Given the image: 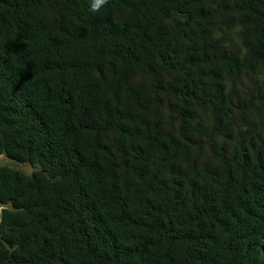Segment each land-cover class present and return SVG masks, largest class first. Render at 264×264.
Wrapping results in <instances>:
<instances>
[{"label":"trees","instance_id":"1","mask_svg":"<svg viewBox=\"0 0 264 264\" xmlns=\"http://www.w3.org/2000/svg\"><path fill=\"white\" fill-rule=\"evenodd\" d=\"M0 0V264H264V0Z\"/></svg>","mask_w":264,"mask_h":264},{"label":"rangeland","instance_id":"2","mask_svg":"<svg viewBox=\"0 0 264 264\" xmlns=\"http://www.w3.org/2000/svg\"><path fill=\"white\" fill-rule=\"evenodd\" d=\"M7 166L11 169L22 171L28 175H31L34 172V169L28 164H19L17 162L11 161L0 155V167ZM2 206L0 205V218H1Z\"/></svg>","mask_w":264,"mask_h":264},{"label":"clouds","instance_id":"3","mask_svg":"<svg viewBox=\"0 0 264 264\" xmlns=\"http://www.w3.org/2000/svg\"><path fill=\"white\" fill-rule=\"evenodd\" d=\"M108 0H92L90 10L93 12L99 11L101 6L107 4Z\"/></svg>","mask_w":264,"mask_h":264}]
</instances>
